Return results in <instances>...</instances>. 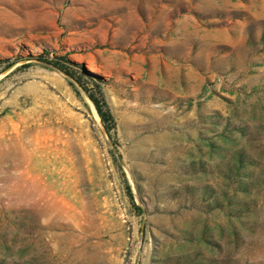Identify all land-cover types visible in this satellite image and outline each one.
Segmentation results:
<instances>
[{
    "label": "rangeland",
    "instance_id": "374dc122",
    "mask_svg": "<svg viewBox=\"0 0 264 264\" xmlns=\"http://www.w3.org/2000/svg\"><path fill=\"white\" fill-rule=\"evenodd\" d=\"M44 47L115 127L53 66L0 73V264H264V0H0V55Z\"/></svg>",
    "mask_w": 264,
    "mask_h": 264
},
{
    "label": "trees",
    "instance_id": "16d2710c",
    "mask_svg": "<svg viewBox=\"0 0 264 264\" xmlns=\"http://www.w3.org/2000/svg\"><path fill=\"white\" fill-rule=\"evenodd\" d=\"M27 59H34L38 62L53 66L66 74L76 93L79 94L82 90L92 101L103 127L108 133L111 132L115 127V119L103 93L102 83L104 79L99 73L89 70L83 61L71 58L67 50L62 53H57L56 50L46 47L35 54L28 52L25 56L21 54L13 57L0 55V73L16 61ZM30 63L29 60L22 62L20 65L26 66ZM123 180L131 205L140 213L141 208L135 203L133 193L125 176H123Z\"/></svg>",
    "mask_w": 264,
    "mask_h": 264
},
{
    "label": "bare ground",
    "instance_id": "6f19581e",
    "mask_svg": "<svg viewBox=\"0 0 264 264\" xmlns=\"http://www.w3.org/2000/svg\"><path fill=\"white\" fill-rule=\"evenodd\" d=\"M20 140V139H19ZM21 141V140H20Z\"/></svg>",
    "mask_w": 264,
    "mask_h": 264
}]
</instances>
